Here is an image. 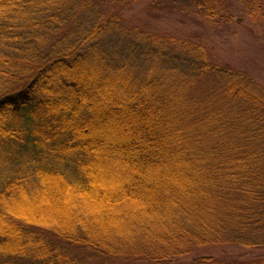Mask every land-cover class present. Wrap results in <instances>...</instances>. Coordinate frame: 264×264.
I'll list each match as a JSON object with an SVG mask.
<instances>
[{"label": "trees", "instance_id": "16d2710c", "mask_svg": "<svg viewBox=\"0 0 264 264\" xmlns=\"http://www.w3.org/2000/svg\"><path fill=\"white\" fill-rule=\"evenodd\" d=\"M137 1H0V264H172L208 247L264 249V88L210 62L203 42L144 32L105 6ZM184 1L205 21H229L216 0ZM237 1L264 23V0ZM97 97L110 116L148 114L133 139L95 135ZM106 167L125 168L116 180L131 198L113 195L115 227L40 217L48 194L89 204Z\"/></svg>", "mask_w": 264, "mask_h": 264}, {"label": "rangeland", "instance_id": "374dc122", "mask_svg": "<svg viewBox=\"0 0 264 264\" xmlns=\"http://www.w3.org/2000/svg\"><path fill=\"white\" fill-rule=\"evenodd\" d=\"M2 1V0H0ZM103 3L104 0H96ZM111 1V0H108ZM139 0L134 5L123 9L122 7L105 3L106 10L113 9L118 12L124 24L139 27L144 32L153 34H168L178 38H189L203 42L207 48L208 59L210 62L220 66L230 67L249 74L257 83L264 88V23H254L243 13L245 4L237 0H216L217 8L222 16L229 17V21H205L202 17L194 13L191 3L184 0ZM1 6V5H0ZM117 8V10H116ZM92 87L89 88L91 92ZM106 95V93L104 94ZM112 96L115 97V94ZM95 101L100 102L99 115L95 122L99 126L93 132L98 138L105 137L109 145L119 139H133L134 131H139L140 116L146 117L147 113L136 114L129 111L122 115L110 116L107 113L106 105L99 97ZM123 106H125L123 104ZM127 107V106H126ZM100 112L103 118L100 117ZM144 115V116H143ZM146 115V116H145ZM93 122V123H95ZM140 124V125H139ZM123 144V143H122ZM106 167V174L100 178L98 197L88 196L90 203L78 201L77 198L62 193L61 195H51L45 201L40 202L43 211L40 214L43 217H58L69 219L73 215L79 214L87 218H95L94 222L99 226L112 228L115 227L113 218L123 219L120 214V202L112 200L113 195H120L125 202L131 199L127 193L124 194V186L121 179L116 180L125 171V168L111 170ZM184 173V171H177ZM178 177L176 172L173 173ZM85 212V213H84ZM145 213V212H144ZM138 220L140 214L135 213ZM143 216V215H141ZM68 221V220H67ZM143 222V220H142ZM144 223V222H143ZM129 224V222H128ZM160 225L161 222H158ZM214 256L219 259H229L241 262L264 260V249H245L237 246L208 247L196 250L192 255L185 257L177 263H188L197 257ZM87 264H93L87 263ZM113 264H124L122 261H116ZM147 264V263H131Z\"/></svg>", "mask_w": 264, "mask_h": 264}, {"label": "bare ground", "instance_id": "6f19581e", "mask_svg": "<svg viewBox=\"0 0 264 264\" xmlns=\"http://www.w3.org/2000/svg\"><path fill=\"white\" fill-rule=\"evenodd\" d=\"M33 218H35V217L33 216Z\"/></svg>", "mask_w": 264, "mask_h": 264}]
</instances>
